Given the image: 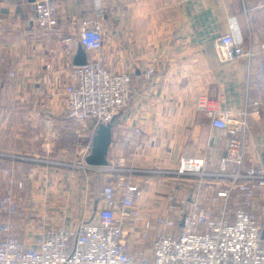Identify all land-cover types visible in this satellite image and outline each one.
Wrapping results in <instances>:
<instances>
[{
	"label": "crops",
	"instance_id": "crops-1",
	"mask_svg": "<svg viewBox=\"0 0 264 264\" xmlns=\"http://www.w3.org/2000/svg\"><path fill=\"white\" fill-rule=\"evenodd\" d=\"M57 1L58 27L39 41L34 0H0V198L5 169L21 163L31 173L17 196L23 207L32 213L58 204L74 214L100 198L102 183L119 170L142 188L145 213H167L169 171L180 159L203 158L206 169L217 170L224 152V139L195 107L199 94L217 98L220 107L249 112L248 156L262 162L264 14L252 9L257 0ZM88 18L104 29L105 67L129 73L133 92L116 116L107 167L94 172L95 181L82 174L66 180L67 169L44 167L33 157L62 158L67 150L78 151L82 138L88 140L83 153L91 151L96 128L91 120L70 119L74 125L66 130L60 95L80 44V24ZM227 32L250 57L221 60L218 37ZM150 67L154 73L147 77ZM191 182L175 195L191 198L199 186Z\"/></svg>",
	"mask_w": 264,
	"mask_h": 264
},
{
	"label": "built area",
	"instance_id": "built-area-1",
	"mask_svg": "<svg viewBox=\"0 0 264 264\" xmlns=\"http://www.w3.org/2000/svg\"><path fill=\"white\" fill-rule=\"evenodd\" d=\"M33 4L40 41L58 27V1L34 0ZM252 9L264 14V0H257ZM77 38L88 54L87 63L71 65L61 101L67 117L91 120L97 128L128 107L132 78L105 67L101 58L104 29L99 20L84 19ZM218 45L223 61L251 54L230 32L218 37ZM153 73L150 67L146 76ZM195 107L224 139V152L218 169L211 172L203 158L180 159L175 173L185 179L199 175L201 181L191 198H174L170 188L165 198L167 213L147 214L142 188L116 167L115 176L102 183L100 198H91L76 213L68 215L58 204L34 208L31 213L17 199L31 173L21 163L5 169L0 264H264V164L248 156L249 112L220 107L218 99L208 94H199ZM90 152L67 163L66 180L81 174L94 180V172L107 167L89 165Z\"/></svg>",
	"mask_w": 264,
	"mask_h": 264
},
{
	"label": "water",
	"instance_id": "water-1",
	"mask_svg": "<svg viewBox=\"0 0 264 264\" xmlns=\"http://www.w3.org/2000/svg\"><path fill=\"white\" fill-rule=\"evenodd\" d=\"M87 63V54L82 45L79 44L74 58V65H84ZM114 117L110 122L101 123L96 128L92 137L91 152L86 157V162L91 166L105 167L108 165L107 154L110 144L113 140V129L115 126ZM262 163L264 164V152L262 154Z\"/></svg>",
	"mask_w": 264,
	"mask_h": 264
},
{
	"label": "rangeland",
	"instance_id": "rangeland-1",
	"mask_svg": "<svg viewBox=\"0 0 264 264\" xmlns=\"http://www.w3.org/2000/svg\"><path fill=\"white\" fill-rule=\"evenodd\" d=\"M59 12V11H58ZM71 118H69V117H67V116H65V122H66V130H70L71 129V127L70 126H72V125H74V124H72V122H74L73 120H70ZM74 120H76V119H74ZM79 121V120H78ZM52 128V127H51ZM85 138H87V137H85ZM51 139H53L52 138V136H51ZM88 143V140L86 139H84V138H82V140H81V144L80 145H78V148H80L78 151H70V150H67L66 151V155L64 156L63 155V157L62 158H65V161H60L61 160V158H60V156L61 155H50V156H46V155H44V157L43 156H37V157H33V158H35V159H37L38 161V163H40L42 166H50V165H57L58 166V164H56V162L57 161H59V162H64L65 164L64 165H62V164H59V166L58 167H60V168H67V167H69L68 165H67V163H70V162H72V161H75V160H77L80 156H81V154H83V150H85V149H87V144ZM54 156V157H53ZM56 156V157H55ZM58 157V158H57ZM176 169L177 168H173V196H174V198H184V197H177L176 195H175V191H176V189L178 188V187H181V185L184 183V185H183V187H184V189H185V183L186 182H188V180H192V184H194L195 186H196V184H198L199 183V181H201V177L198 175V177L196 176V175H194V176H192L191 178H187L188 180H186L185 179V181H183L184 180V176L183 175H178L177 173H175V171H176ZM211 171H213V170H209V172H211ZM216 171V170H215ZM206 178H208V177H206ZM211 178V179H210ZM210 178H208V179H210V182H215L213 179H215V178H213V177H210ZM169 181H171L170 179H169ZM172 185L171 184H168V188H172L171 187ZM210 186V185H209ZM211 186H212V184H211ZM213 186H215V184L213 185ZM198 187V186H197ZM197 187H195V189H197ZM207 192V191H206ZM208 194H211V190H208ZM205 195H206V193H205ZM168 196V194H166V196L165 197H167ZM190 198V197H189ZM18 200H21V199H23V198H17ZM93 199V198H92Z\"/></svg>",
	"mask_w": 264,
	"mask_h": 264
}]
</instances>
